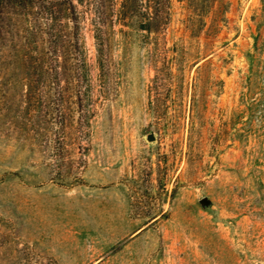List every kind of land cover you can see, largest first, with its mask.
Listing matches in <instances>:
<instances>
[{"label":"rangeland","instance_id":"rangeland-1","mask_svg":"<svg viewBox=\"0 0 264 264\" xmlns=\"http://www.w3.org/2000/svg\"><path fill=\"white\" fill-rule=\"evenodd\" d=\"M25 1L0 7V264H264V0Z\"/></svg>","mask_w":264,"mask_h":264},{"label":"trees","instance_id":"trees-1","mask_svg":"<svg viewBox=\"0 0 264 264\" xmlns=\"http://www.w3.org/2000/svg\"><path fill=\"white\" fill-rule=\"evenodd\" d=\"M24 2H26L25 0H0V7H3L4 5H7V4H10L12 6H15V7H19L21 6ZM69 8L70 10L72 11L73 15H74V11H75V5L72 3V1L69 2ZM73 20H74V23L77 25V17H73ZM103 25V22L101 20H97L95 22V27L97 29H100V27ZM96 39H98V41H100L101 43V39H99V37L96 36ZM56 41L57 39L56 38H53L52 40L49 41V44L53 43L54 42V45L56 46ZM103 46V45H102ZM56 48V47H55ZM49 53L50 54H55L56 53V50H52L50 51L49 50ZM45 55V54H43Z\"/></svg>","mask_w":264,"mask_h":264},{"label":"water","instance_id":"water-1","mask_svg":"<svg viewBox=\"0 0 264 264\" xmlns=\"http://www.w3.org/2000/svg\"><path fill=\"white\" fill-rule=\"evenodd\" d=\"M147 139L148 140H151L152 139V136L151 135H147Z\"/></svg>","mask_w":264,"mask_h":264}]
</instances>
